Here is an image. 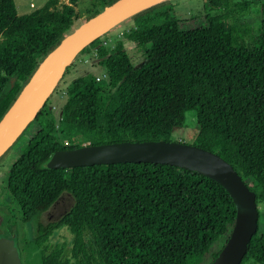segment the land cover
Here are the masks:
<instances>
[{
    "label": "trees",
    "instance_id": "16d2710c",
    "mask_svg": "<svg viewBox=\"0 0 264 264\" xmlns=\"http://www.w3.org/2000/svg\"><path fill=\"white\" fill-rule=\"evenodd\" d=\"M74 1L45 0L18 14L14 0H0V117L70 31ZM113 1L88 0L84 20ZM202 15V25L180 28L175 2L164 0L131 14L123 40L112 46L94 38L80 51L95 47L106 77L74 76L65 85L59 118L45 101L19 134L23 140L4 186L21 219L39 215L62 191L73 198L58 219L37 224L34 238L45 247L49 235L66 225L69 257L55 246L42 253L40 264L213 259L235 215L231 196L216 180L164 162L46 166L53 151L82 145L73 142L82 134L88 135L84 144L169 140L190 109L196 145L228 161L255 192L257 226L238 264H264V0H202ZM124 40L142 50L137 65ZM29 126L33 131L26 133ZM215 242L219 248L212 250Z\"/></svg>",
    "mask_w": 264,
    "mask_h": 264
},
{
    "label": "water",
    "instance_id": "95a60500",
    "mask_svg": "<svg viewBox=\"0 0 264 264\" xmlns=\"http://www.w3.org/2000/svg\"><path fill=\"white\" fill-rule=\"evenodd\" d=\"M147 1L149 0H115L76 27H71L70 31L41 60L0 117V154L35 116L65 71V67L74 60L77 53L91 40L128 15L131 16L139 10L154 5L138 8ZM119 161L169 163L196 170L219 182L232 198L235 215L229 235L208 264L240 262L257 226L255 192L248 188L233 166L214 151L175 140L126 139L57 149L47 159L46 166L65 168ZM0 264H21L12 237L0 236Z\"/></svg>",
    "mask_w": 264,
    "mask_h": 264
},
{
    "label": "rangeland",
    "instance_id": "374dc122",
    "mask_svg": "<svg viewBox=\"0 0 264 264\" xmlns=\"http://www.w3.org/2000/svg\"><path fill=\"white\" fill-rule=\"evenodd\" d=\"M44 1L45 0H14V3L17 13L20 14L40 6L44 3ZM61 1L67 2L68 0ZM172 1L175 2V14L180 19V28H191L204 23V18L202 15V0ZM29 2H32L34 7H30ZM73 5L77 16L73 20L72 28L84 21V17L88 8V0H75ZM252 17H254V14ZM129 21L130 16L128 15L119 21V23H116L107 31L102 33L100 38L102 40H106L105 45L112 46L117 38L123 40L122 30L128 26ZM124 44L132 64L137 65L143 59L142 50L139 49L133 42L124 40ZM85 53L92 55V51L78 52L74 60L71 61V63L68 65V68L65 69L60 79L57 81L55 87L45 100L55 120H57L60 116L59 110L65 98L64 88L69 80H71L76 75L86 72L100 74L101 72L105 71L103 66L96 63V57L90 58L89 61H83V56H86ZM106 90L107 89H105V91ZM32 131L33 128L31 126L25 130L26 133H30ZM196 133L197 129L195 127V111L190 109L185 112L184 124L182 126H174L172 128L169 140L181 141L187 144L196 145ZM22 140L23 136L18 137L15 142H12L0 154V236H8L14 239V243L20 253L19 256L21 264H40L42 253L45 254L50 252L55 246H60L62 258L69 257L71 233L68 227L64 224L58 226L49 235L45 247L39 248L34 243V238L37 234V224H44L47 221L58 219L72 205L73 198L69 193L62 191L56 200L46 210L42 211L39 215L30 218L29 220H22L20 217L19 207L16 202L13 199H7L9 193L4 186L5 173L9 165L16 158L18 154L17 148H19ZM68 140L70 141V139ZM75 141H81L84 144L88 141V135L82 134L78 137H73V142ZM64 142L66 141L64 140ZM260 207L264 209V204H260ZM261 230H264V227L259 229V231ZM218 248L219 242H215L211 247L212 250ZM208 259L209 256L205 258L200 264H206Z\"/></svg>",
    "mask_w": 264,
    "mask_h": 264
},
{
    "label": "built area",
    "instance_id": "2783aa9c",
    "mask_svg": "<svg viewBox=\"0 0 264 264\" xmlns=\"http://www.w3.org/2000/svg\"><path fill=\"white\" fill-rule=\"evenodd\" d=\"M29 5L33 6V4L31 2L29 3ZM125 29H127V28H125ZM102 43L105 44L106 40L103 39ZM89 51H92V53H91L92 55H90L88 53H85L86 56H83V61H89L90 58L97 56V52H96V48L95 47L91 48ZM105 77H106L105 72H101L100 74H95V79L96 80H99V79H102V78H105Z\"/></svg>",
    "mask_w": 264,
    "mask_h": 264
},
{
    "label": "bare ground",
    "instance_id": "6f19581e",
    "mask_svg": "<svg viewBox=\"0 0 264 264\" xmlns=\"http://www.w3.org/2000/svg\"><path fill=\"white\" fill-rule=\"evenodd\" d=\"M157 1H160V0H149V1L145 2L143 5L139 6L138 8L146 7V6H148L152 3H155Z\"/></svg>",
    "mask_w": 264,
    "mask_h": 264
},
{
    "label": "crops",
    "instance_id": "0c3cea01",
    "mask_svg": "<svg viewBox=\"0 0 264 264\" xmlns=\"http://www.w3.org/2000/svg\"><path fill=\"white\" fill-rule=\"evenodd\" d=\"M30 3V2H29ZM32 3V2H31ZM33 4V3H32ZM34 5V4H33ZM30 6V5H29ZM30 7H32V6H30ZM34 7V6H33ZM30 11V10H29ZM28 12V11H27Z\"/></svg>",
    "mask_w": 264,
    "mask_h": 264
}]
</instances>
